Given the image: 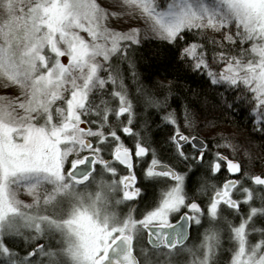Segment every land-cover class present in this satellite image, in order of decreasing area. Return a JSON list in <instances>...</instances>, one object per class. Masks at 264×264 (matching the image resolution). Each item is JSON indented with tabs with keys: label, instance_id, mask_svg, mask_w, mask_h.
I'll use <instances>...</instances> for the list:
<instances>
[{
	"label": "snow or ice",
	"instance_id": "6c2138e0",
	"mask_svg": "<svg viewBox=\"0 0 264 264\" xmlns=\"http://www.w3.org/2000/svg\"><path fill=\"white\" fill-rule=\"evenodd\" d=\"M152 40L198 81L179 111L138 69ZM0 80V264H264V160L194 134L239 115L264 149V0H0Z\"/></svg>",
	"mask_w": 264,
	"mask_h": 264
},
{
	"label": "trees",
	"instance_id": "16d2710c",
	"mask_svg": "<svg viewBox=\"0 0 264 264\" xmlns=\"http://www.w3.org/2000/svg\"><path fill=\"white\" fill-rule=\"evenodd\" d=\"M159 3L163 6L165 0H159ZM138 55V69L141 76L142 78L147 77L145 83L149 84V87L158 96L162 97L168 92V88L161 87V85H168L170 82L173 84V98L170 101L171 108L168 110L177 109L179 111L180 100L177 99V96L183 94V86L190 84L192 87H195L198 81L187 77L181 70L173 66L164 45L159 41L152 40L144 42ZM155 111V109H148L149 115H152ZM154 118L156 119V123L160 125L159 128L153 125L154 139L160 143H164L168 136L172 134V126L164 125L159 117ZM217 119L218 127L215 130L210 132L207 129H203L194 134L207 140L209 136L222 133L224 136L229 137L233 143L243 145L247 148L256 161L264 160V149H261L256 144L248 143L249 128L246 119H242L239 115L228 114L222 117L218 116ZM220 151L224 155H227L229 159H240L242 156V153L233 156L231 150L227 148L220 149ZM165 154L167 155V153ZM262 171H264V166L258 165L254 169L255 174L261 173Z\"/></svg>",
	"mask_w": 264,
	"mask_h": 264
},
{
	"label": "rangeland",
	"instance_id": "374dc122",
	"mask_svg": "<svg viewBox=\"0 0 264 264\" xmlns=\"http://www.w3.org/2000/svg\"><path fill=\"white\" fill-rule=\"evenodd\" d=\"M102 4V6L107 7L108 4L111 3V0H98ZM110 26L115 27L116 30H123L127 31L130 26L132 27H143L144 26V20L143 19H130L127 16H124L122 19H120L118 22L111 23ZM19 95L18 88L14 86H5V82L0 80V97H15ZM19 198L23 200L25 203H31L32 198L27 195L23 190H21ZM138 210H142L141 205H137ZM128 205H120L113 210L117 211L119 214L123 215L127 212ZM195 235V233L193 234Z\"/></svg>",
	"mask_w": 264,
	"mask_h": 264
},
{
	"label": "flooded vegetation",
	"instance_id": "af4514ba",
	"mask_svg": "<svg viewBox=\"0 0 264 264\" xmlns=\"http://www.w3.org/2000/svg\"><path fill=\"white\" fill-rule=\"evenodd\" d=\"M126 144H128L129 146H131V142L130 141H125ZM257 174H260V173H257ZM218 177H219V180L213 178L212 182L213 183H216V185L219 187V186H222V183L227 180V179H232L234 178L231 174H229L227 171H226V165H222V171L221 173H218L216 174ZM209 191H211V189H209ZM194 234V233H193Z\"/></svg>",
	"mask_w": 264,
	"mask_h": 264
}]
</instances>
